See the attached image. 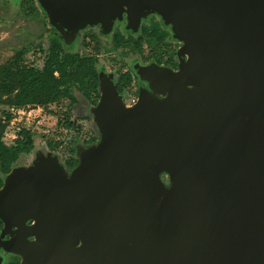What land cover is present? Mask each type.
I'll list each match as a JSON object with an SVG mask.
<instances>
[{"label":"water","instance_id":"obj_1","mask_svg":"<svg viewBox=\"0 0 264 264\" xmlns=\"http://www.w3.org/2000/svg\"><path fill=\"white\" fill-rule=\"evenodd\" d=\"M36 1L65 42L156 13L187 60L133 108L103 78L99 139L71 173L42 154L7 176L0 247L21 264H264V0Z\"/></svg>","mask_w":264,"mask_h":264},{"label":"flooded vegetation","instance_id":"obj_2","mask_svg":"<svg viewBox=\"0 0 264 264\" xmlns=\"http://www.w3.org/2000/svg\"><path fill=\"white\" fill-rule=\"evenodd\" d=\"M127 25V15L124 13L121 20L117 19L114 22L110 32H106L100 25L85 28L78 33L71 52L66 50L67 46L59 38L53 37L49 41L50 43L55 39L64 52L83 56L95 63L96 88L88 89L85 94H78L73 104L70 101L67 102L66 108L76 111L74 115L78 123L88 121L96 127L91 110L95 109L101 101L103 78L113 85L116 96L124 107L133 108L143 95H153L159 99L167 97L168 93L160 91L162 81L160 72L164 70L177 72L180 65L187 60L186 56L180 54L183 43L174 38L172 26L166 24L158 14H147L135 29H128ZM143 70H149V72L141 74L140 71ZM96 134L85 137L82 141L83 145L90 146L97 142L99 132ZM64 161L65 158H63L65 165ZM66 170L70 174L73 168L66 167ZM0 222L2 225L0 242L7 241L17 228L11 227L9 233L4 234L5 224L2 219ZM30 224L32 221L27 222V225ZM33 239L29 237V240ZM0 259L1 264H21L22 262L20 255L7 252L2 247H0Z\"/></svg>","mask_w":264,"mask_h":264},{"label":"trees","instance_id":"obj_3","mask_svg":"<svg viewBox=\"0 0 264 264\" xmlns=\"http://www.w3.org/2000/svg\"><path fill=\"white\" fill-rule=\"evenodd\" d=\"M32 6L37 8L35 3H32ZM32 48H23L5 63L0 64V105L26 109L47 108L63 101H70L73 104L78 94H85L88 89L96 88L97 71L95 63L91 60L64 52L60 43L54 39L49 43L42 66L34 67L23 60L25 54ZM74 111L68 107L60 113L65 118L57 122L58 129H65L68 132L77 129L68 118ZM52 113L60 116L58 113ZM3 115H6V120L3 119L4 116L0 117V189L6 176L15 168L21 157L35 149L33 133L27 129L18 133L12 145L6 144L4 135L11 116L6 112H3ZM56 135H61L60 131L56 132ZM66 142L65 139L58 142L49 141L48 145L55 151ZM65 150V165L74 168L78 163L76 147L69 143ZM1 226L0 222V228Z\"/></svg>","mask_w":264,"mask_h":264},{"label":"rangeland","instance_id":"obj_4","mask_svg":"<svg viewBox=\"0 0 264 264\" xmlns=\"http://www.w3.org/2000/svg\"><path fill=\"white\" fill-rule=\"evenodd\" d=\"M32 3H35L37 8L33 7ZM53 37L62 40L59 31L51 26L47 15L36 0L34 2L31 0H0V64L5 63L23 48L33 47L25 54L23 60L34 67H41L45 58V50L49 47V41ZM74 42V39L68 42L64 41L68 47H66L67 51H73ZM67 102L63 101L47 108L26 109L0 105V117L4 116L3 119L6 120V115H3V112L11 116L4 135L6 144L12 145L18 133L23 129L31 130L35 139V149L30 154L23 155L14 170L32 166L37 156L42 154H54L64 164L65 147L69 143L76 148L78 146L88 147L83 145V139L91 134L97 135L96 132H98L91 122L78 123L75 115L71 114L72 116L68 117L69 121L77 126V129L68 132L57 127L59 119L65 118L60 113L65 111ZM52 112L58 113L60 116L53 115ZM74 113L76 112L74 111ZM58 131L61 135H56ZM63 139L67 142L52 151L48 142H58Z\"/></svg>","mask_w":264,"mask_h":264}]
</instances>
